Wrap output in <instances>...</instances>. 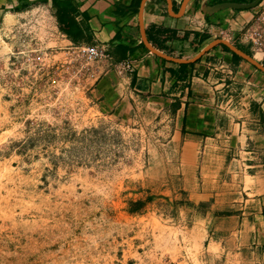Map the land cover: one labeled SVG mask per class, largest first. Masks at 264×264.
<instances>
[{"label":"rangeland","instance_id":"374dc122","mask_svg":"<svg viewBox=\"0 0 264 264\" xmlns=\"http://www.w3.org/2000/svg\"><path fill=\"white\" fill-rule=\"evenodd\" d=\"M21 9L0 14V264H210L240 189L221 152L180 140L170 105L104 106L51 5Z\"/></svg>","mask_w":264,"mask_h":264},{"label":"crops","instance_id":"0c3cea01","mask_svg":"<svg viewBox=\"0 0 264 264\" xmlns=\"http://www.w3.org/2000/svg\"><path fill=\"white\" fill-rule=\"evenodd\" d=\"M221 1L230 0H69L76 24L70 36L61 29L53 0H0V14L7 7L51 5L67 43L95 44L110 55L94 93L104 106L131 98L160 109L170 105L180 140L207 154L221 152L216 178L224 172L240 189L234 191L239 194L233 211L208 225L206 262L264 264V71L228 45L214 43L228 40L264 65L243 38L264 0L254 8L212 13L210 7ZM143 30L161 54L144 43ZM124 60L133 62V70L116 72L113 67Z\"/></svg>","mask_w":264,"mask_h":264},{"label":"built area","instance_id":"2783aa9c","mask_svg":"<svg viewBox=\"0 0 264 264\" xmlns=\"http://www.w3.org/2000/svg\"><path fill=\"white\" fill-rule=\"evenodd\" d=\"M243 38L251 43L254 53L264 58V6L261 7L243 30ZM77 60L80 65L73 69V75L84 72L89 78L98 80L102 71L99 64L108 60L110 55L103 47L95 44L74 46ZM102 65V64H101ZM100 65V67H101ZM118 73L132 71L134 64L130 60H124L114 66ZM100 69V70H99Z\"/></svg>","mask_w":264,"mask_h":264},{"label":"water","instance_id":"95a60500","mask_svg":"<svg viewBox=\"0 0 264 264\" xmlns=\"http://www.w3.org/2000/svg\"><path fill=\"white\" fill-rule=\"evenodd\" d=\"M262 0H251L248 2H239V1H221L218 3H215L214 5H212L210 8L212 9V13L219 11L221 9H225V8H236V9H249V8H254L256 6H258L261 3ZM143 40L144 43L154 52L156 53H160L158 50H156L151 43L149 42V40L146 37V34L143 30ZM217 42H221L224 43L226 45H228L234 52H236L237 54L243 56L244 58L250 60L253 64H255L257 67H259L260 69H262L264 71V65L259 62L256 58L250 56L248 53H246L245 51H243L242 49H240L239 47L233 45L231 42H229L228 40H224V39H220L215 41L214 43ZM161 54V53H160Z\"/></svg>","mask_w":264,"mask_h":264},{"label":"trees","instance_id":"16d2710c","mask_svg":"<svg viewBox=\"0 0 264 264\" xmlns=\"http://www.w3.org/2000/svg\"><path fill=\"white\" fill-rule=\"evenodd\" d=\"M53 1L55 6L57 7V16L61 24V29H63L70 36V34L72 33L70 29L74 30V27L76 25L74 23V20L70 16V9L72 7L71 3L69 2V0H53ZM142 45L144 46L143 42ZM225 47L228 48L227 46Z\"/></svg>","mask_w":264,"mask_h":264}]
</instances>
